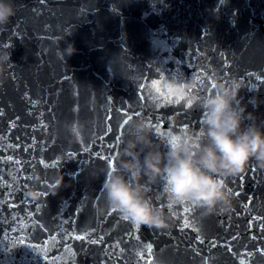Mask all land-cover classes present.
<instances>
[{"label": "water", "instance_id": "1", "mask_svg": "<svg viewBox=\"0 0 264 264\" xmlns=\"http://www.w3.org/2000/svg\"><path fill=\"white\" fill-rule=\"evenodd\" d=\"M13 2L0 27L11 54L0 72V264H264L254 162L227 178V211L174 205L163 180L151 185L166 229L125 221L102 189L140 123L161 150L177 127L198 129L214 79L239 78L242 103L264 120V0Z\"/></svg>", "mask_w": 264, "mask_h": 264}, {"label": "clouds", "instance_id": "2", "mask_svg": "<svg viewBox=\"0 0 264 264\" xmlns=\"http://www.w3.org/2000/svg\"><path fill=\"white\" fill-rule=\"evenodd\" d=\"M15 11L13 0H0V27ZM65 51L71 55L75 49L68 43ZM10 56L0 50V72ZM213 83L214 90L199 99L202 115L198 129L177 127L161 150L146 125L140 123L142 133L128 139L109 166L102 182L104 197L134 225L150 229L170 226L169 213L148 195L151 185L161 180L172 204L193 202L205 213H213L232 207L228 177L240 175L252 162L264 169V120H258L242 103L243 82L234 77L229 81L214 79ZM250 103L255 107L257 102L253 99ZM54 183L58 188L62 175Z\"/></svg>", "mask_w": 264, "mask_h": 264}, {"label": "snow or ice", "instance_id": "3", "mask_svg": "<svg viewBox=\"0 0 264 264\" xmlns=\"http://www.w3.org/2000/svg\"><path fill=\"white\" fill-rule=\"evenodd\" d=\"M100 159H104V157H100ZM109 161H110V160H109ZM109 161H107L108 164H109ZM111 163H113V161H111ZM241 179H242V177H241ZM112 211L115 212L116 210L113 209ZM123 219H124L125 221H127L126 218L123 217ZM136 227H139V226L137 225Z\"/></svg>", "mask_w": 264, "mask_h": 264}]
</instances>
